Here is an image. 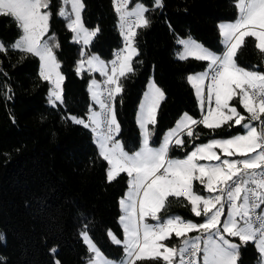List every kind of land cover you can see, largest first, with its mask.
<instances>
[{
    "label": "trees",
    "instance_id": "16d2710c",
    "mask_svg": "<svg viewBox=\"0 0 264 264\" xmlns=\"http://www.w3.org/2000/svg\"><path fill=\"white\" fill-rule=\"evenodd\" d=\"M83 22L100 31L84 48L72 40L73 33L57 13L61 0H50L51 18L46 37L59 43L54 49L64 76L63 103H49V81L39 75L40 60L34 55L8 50L0 53V264H85L90 252L81 233L87 232L101 253L119 260L125 254L122 245L110 240L109 230L123 239L119 223L120 199L128 187L121 173L107 179V162L99 155L93 132L69 117L85 118L93 105L88 86L98 72L85 69L78 73L77 62L96 54L109 63L114 52L124 46L115 0H83ZM238 0H163L157 8L154 0H130L150 9L147 28H138L135 46L139 56L132 61L133 72L119 81L123 92L115 99L120 140L129 153L141 142L136 121L137 107L151 75L164 96L153 126L156 144L184 113L202 117L199 101L188 76L206 70L207 62L177 57L180 41L192 38L220 54L224 51L218 23L237 17ZM17 23L0 15V41L12 44L21 35ZM237 64L249 70L264 71V53L255 47V39L245 38L236 56ZM111 74V73H109ZM103 77V76H102ZM239 110L247 116L239 104ZM101 110V109H100ZM198 139L183 136L182 148H170L169 156L184 157L198 143L227 138L244 132L241 126L210 130L203 125L194 129ZM194 191L207 195L194 181ZM228 208H225V214ZM180 216L202 223L186 201L169 198L162 218ZM224 217H221L223 221ZM196 232L188 235L193 236ZM241 243L239 238H231ZM179 247L181 239L173 235L165 241ZM55 249V252L51 250ZM137 264H163V261H137ZM237 264H260L254 242L239 249Z\"/></svg>",
    "mask_w": 264,
    "mask_h": 264
},
{
    "label": "snow or ice",
    "instance_id": "6c2138e0",
    "mask_svg": "<svg viewBox=\"0 0 264 264\" xmlns=\"http://www.w3.org/2000/svg\"><path fill=\"white\" fill-rule=\"evenodd\" d=\"M129 3L130 0H115L124 48L115 54L110 68L95 54L77 62L78 73L87 65V71L99 72L106 79L103 86L95 79L90 82L92 99L101 110L91 111L87 123L85 118H69L95 134L99 155L108 165V181L121 173L128 177V191L120 200L124 239L121 241L110 230L108 233L113 243L123 246L125 255L119 261H109L87 232H83L82 237L95 254L89 264H137L145 260L163 261V264H237L239 249L249 242H254L260 264H264V71L246 69L236 61L247 37L254 38L255 47L264 53V0H238L237 19L218 25L224 45L220 54L191 38L180 41L183 45L180 59L191 57L207 62L205 71L188 76L203 115L195 119L184 113L175 127L168 130L160 146L152 147L149 125H155L159 102L164 96L153 84L138 113V124L143 129L142 146L131 153L116 139L120 125L115 99L123 92L119 78L134 71L132 61L139 56L135 46L137 29L150 26L145 15L150 9L142 4L129 9ZM49 5L50 0H0V15L11 17L22 33L7 47L0 41V53L18 50L38 57L39 75L51 83L49 103L55 106L57 102L63 103L64 76L58 70L60 64L54 51L59 43L53 37L45 39L51 18ZM154 5L163 7V0H154ZM84 7L83 0H62L57 14L65 19L66 27L73 33V42L87 47L100 29L85 27ZM81 56H86L83 50ZM234 99L247 116L232 104ZM197 125L213 131L224 126H241L246 131L194 145V150L184 159L170 158V148L184 146L183 136L198 139L194 132ZM194 181L207 195L194 191ZM169 198L186 201L196 217L204 218L203 222L195 223L180 216L162 218ZM147 218L155 223H147ZM191 232L199 235L189 236ZM173 235L181 239L179 247L165 243ZM231 238H239L241 243Z\"/></svg>",
    "mask_w": 264,
    "mask_h": 264
},
{
    "label": "rangeland",
    "instance_id": "374dc122",
    "mask_svg": "<svg viewBox=\"0 0 264 264\" xmlns=\"http://www.w3.org/2000/svg\"><path fill=\"white\" fill-rule=\"evenodd\" d=\"M138 4H142V3H134V4H128V8L129 9H132L133 7H135L136 5H138ZM143 5V4H142ZM61 6H62V0H61ZM61 6H60V8H61ZM69 8H70V5L68 6ZM237 17H238V14H237ZM237 17L234 19V20H232V21H235L236 19H237ZM227 21H223V22H219L218 23V25L219 24H221V23H226ZM228 22H230V21H228ZM89 29H93V28H89ZM221 38H222V36H221ZM45 39H48V37H46ZM192 39V38H191ZM194 40V39H193ZM53 41H55L56 42V40L53 38ZM50 42H52V41H50ZM197 42V41H196ZM199 43V42H198ZM81 45H82V50L84 51V48H85V46L82 44V43H80ZM201 44V43H200ZM223 44V43H222ZM81 50V51H82ZM183 52V49H181V50H179V51H177V55L178 56H180V54ZM96 55V54H95ZM83 59V58H82ZM81 60V59H80ZM102 60V59H101ZM105 62V61H104ZM77 66H78V64H77ZM85 69H87V65H85ZM59 70V69H58ZM60 71V70H59ZM81 73V72H80ZM93 79H95L96 80V78H92L91 80H93ZM91 80H90V82H91ZM97 81V80H96ZM90 82H89V86H88V90H89V94H90V98H91V100H92V102H93V105H92V107H91V109H90V112L91 111H97V112H99L100 111V106L98 105V104H96L94 101H93V99H92V96H91V91H90ZM51 84V83H50ZM153 84L156 86V87H158V88H160L155 82H154V80H153V75H151L150 76V78H149V81H148V83H147V86H146V89L144 90V92H143V94H142V97H141V99H140V102H139V104H138V107H137V113H136V121H137V124H138V113H139V109H140V106H141V104L143 103V101H144V97H145V94L152 88V86H153ZM51 88H52V85H51V87H50V89H49V91H48V96H49V93H50V90H51ZM161 89V88H160ZM162 100V99H161ZM161 100H160V102H161ZM159 102V103H160ZM58 103V102H57ZM232 104L235 106V107H237V109H238V111L242 114V115H245V114H243L240 110H239V102H238V100L237 99H234L233 101H232ZM90 112H89V114H88V116L90 115ZM201 115H203V113L201 112ZM183 116V115H182ZM182 118V117H181ZM180 118V119H181ZM179 119V120H180ZM178 120V121H179ZM86 123H87V121H85ZM177 123V122H176ZM176 123H175V125H176ZM175 125L173 126V127H175ZM138 127H139V124H138ZM172 127V128H173ZM172 128H170V129H172ZM139 129H140V135H141V142H140V146H139V148L137 149V150H139L140 149V147L142 146V133H143V129H141L140 127H139ZM149 129H150V131L152 132V136H151V140H150V145L152 146V147H159L160 146V143L162 142V140L165 138V135H166V133L168 132V131H166L165 133H164V135L162 136V138L159 140V142L158 143H156V144H153L152 143V141H153V138H154V133H153V125H149ZM169 129V130H170ZM245 129H244V132H242V133H238V134H236V135H240V134H244L245 133ZM236 135H233V136H230V137H227V138H231V137H234V136H236ZM227 138H214V139H227ZM94 139H95V134H94ZM212 140V139H211ZM210 141V140H209ZM209 141H207V142H204V143H198V144H196V145H201V144H205V143H208ZM136 150V151H137ZM194 150V147L188 152V153H190L191 151H193ZM218 152H220V150L218 149L217 150ZM187 153V154H188ZM186 156V155H185ZM185 156L184 157H173V156H169L170 158H172V159H184L185 158ZM222 158H224L223 157V155H222ZM232 158H235V157H232ZM127 191H128V187H127V189H126V192H125V194H124V196L123 197H125V195H126V193H127ZM122 197V198H123ZM121 200V199H120ZM120 210H121V214H120V217H119V223H120V225H121V227H122V230H123V225L121 224V222H120V218H121V216H123L124 215V213H123V210H122V207H121V205H120ZM148 219L149 218H147V220H146V222L148 221ZM89 236V235H88ZM90 237V236H89ZM84 239V238H83ZM123 239H124V232H123ZM123 239L121 240V241H123ZM92 240V239H91ZM84 241H85V243L87 244V247H88V250H89V252H90V257L89 258H87V260H86V263L85 264H89V261H90V259H94L95 258V254L93 253V252H91L90 251V245L87 243V241L84 239ZM92 242H93V240H92ZM234 242V241H233ZM94 243V242H93ZM95 244V243H94ZM96 245V244H95ZM97 246V245H96ZM203 246V245H202ZM98 248V247H97ZM101 252V251H100ZM103 257L104 258H107L109 261H119V260H115V259H110V258H108V257H106V256H104L103 255ZM124 257V256H123ZM122 257V258H123ZM202 258V257H201Z\"/></svg>",
    "mask_w": 264,
    "mask_h": 264
},
{
    "label": "crops",
    "instance_id": "0c3cea01",
    "mask_svg": "<svg viewBox=\"0 0 264 264\" xmlns=\"http://www.w3.org/2000/svg\"><path fill=\"white\" fill-rule=\"evenodd\" d=\"M230 22H233V21H230ZM187 39H189V38H185V39H182V40H187ZM182 40H181V41H182ZM221 40H222V38H221ZM180 45H181V47H180V50H181V49H183V45H182L181 43H180ZM177 57H179V56L177 55ZM40 67H41V61H40ZM204 71H205V70H204ZM201 72H203V71H201ZM98 73H99V72H98ZM197 73H200V72H197ZM197 73H194V74H197ZM99 74H100V73H99ZM194 74H191V75H194ZM100 75H101V74H100ZM95 78H96V77H95ZM100 79H102V75H101L100 78H98V77L96 78L98 84H99ZM191 85H192V84H191ZM192 86H193V85H192ZM204 87H205V91H206V86L204 85ZM193 88H194V87H193ZM194 91H195V88H194ZM195 94H196V91H195ZM196 97H197V95H196ZM197 98H198V97H197ZM198 101H199V100H198ZM181 117H182V116H180V118H181ZM180 118H179V119H180ZM179 119H178V120H179ZM178 120H177V121H178ZM93 135H94V133H93ZM262 207H264V205H262ZM226 214H227V213H226ZM147 223L152 224V223H155V221H153L151 218H149L148 221H147ZM197 235H199V233L196 232V234L193 235L192 237L197 236Z\"/></svg>",
    "mask_w": 264,
    "mask_h": 264
},
{
    "label": "built area",
    "instance_id": "2783aa9c",
    "mask_svg": "<svg viewBox=\"0 0 264 264\" xmlns=\"http://www.w3.org/2000/svg\"><path fill=\"white\" fill-rule=\"evenodd\" d=\"M121 49H122V47H121L120 49H117V50L114 52V56H113L112 60L115 58V54H116L119 50H121ZM112 60H111V61H112ZM111 61H110V62H111ZM110 62L108 63V64H109V68H110ZM109 73H110V72H109ZM104 81H105V80H104ZM104 81L100 83L101 86H103ZM205 86H207V81L205 82ZM225 208H227V205L225 206Z\"/></svg>",
    "mask_w": 264,
    "mask_h": 264
},
{
    "label": "bare ground",
    "instance_id": "6f19581e",
    "mask_svg": "<svg viewBox=\"0 0 264 264\" xmlns=\"http://www.w3.org/2000/svg\"><path fill=\"white\" fill-rule=\"evenodd\" d=\"M123 48H124V46L122 47V49H123ZM102 76H103V75H102ZM105 79H106V78L103 76L102 79H100L99 84H100L101 82H103Z\"/></svg>",
    "mask_w": 264,
    "mask_h": 264
}]
</instances>
